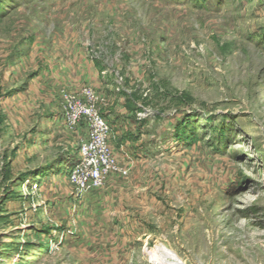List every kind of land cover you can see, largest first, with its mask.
Returning a JSON list of instances; mask_svg holds the SVG:
<instances>
[{"label": "rangeland", "instance_id": "374dc122", "mask_svg": "<svg viewBox=\"0 0 264 264\" xmlns=\"http://www.w3.org/2000/svg\"><path fill=\"white\" fill-rule=\"evenodd\" d=\"M71 87L141 144L83 192ZM0 264H264V0H0Z\"/></svg>", "mask_w": 264, "mask_h": 264}, {"label": "built area", "instance_id": "2783aa9c", "mask_svg": "<svg viewBox=\"0 0 264 264\" xmlns=\"http://www.w3.org/2000/svg\"><path fill=\"white\" fill-rule=\"evenodd\" d=\"M89 90L85 94L90 97L86 96L83 102L74 101L71 94H67L63 108L69 130L74 131L80 122L87 128L85 136L78 139V157L68 171V180L78 192L101 186L104 178L118 169V160L109 144L111 126L93 106L92 102L99 98Z\"/></svg>", "mask_w": 264, "mask_h": 264}, {"label": "crops", "instance_id": "0c3cea01", "mask_svg": "<svg viewBox=\"0 0 264 264\" xmlns=\"http://www.w3.org/2000/svg\"><path fill=\"white\" fill-rule=\"evenodd\" d=\"M71 89V90H70ZM68 89L66 94L71 93L72 91H76V87H71ZM64 100V101H63ZM66 96L64 98L61 97V104L59 105L58 102H55V106L58 105L62 109L65 105ZM63 105V106H62ZM110 126H111V134L109 137V144L111 145L113 151L118 154V156L121 158L123 163H130L132 166V171H134L140 161V147L141 144L139 141V138L137 136V133L139 130L135 126L127 127V123L122 121L123 113H109L104 116ZM54 119V117H53ZM52 119V121H53ZM63 124V120L61 118L60 125ZM71 131V130H70ZM72 132V131H71ZM75 132V135H78V137H83L87 133V128L84 123H79L76 127V129L73 131ZM134 167V169H133Z\"/></svg>", "mask_w": 264, "mask_h": 264}, {"label": "trees", "instance_id": "16d2710c", "mask_svg": "<svg viewBox=\"0 0 264 264\" xmlns=\"http://www.w3.org/2000/svg\"><path fill=\"white\" fill-rule=\"evenodd\" d=\"M76 161H73V162H71L70 164H69V166H68V170L67 171H69V169L72 167V165L75 163Z\"/></svg>", "mask_w": 264, "mask_h": 264}, {"label": "bare ground", "instance_id": "6f19581e", "mask_svg": "<svg viewBox=\"0 0 264 264\" xmlns=\"http://www.w3.org/2000/svg\"><path fill=\"white\" fill-rule=\"evenodd\" d=\"M149 255H151L152 256V253L149 251V253H148Z\"/></svg>", "mask_w": 264, "mask_h": 264}]
</instances>
